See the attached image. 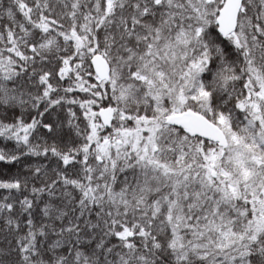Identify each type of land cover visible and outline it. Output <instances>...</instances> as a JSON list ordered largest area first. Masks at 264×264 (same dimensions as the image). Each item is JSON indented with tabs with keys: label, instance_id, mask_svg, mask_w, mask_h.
<instances>
[{
	"label": "snow or ice",
	"instance_id": "snow-or-ice-1",
	"mask_svg": "<svg viewBox=\"0 0 264 264\" xmlns=\"http://www.w3.org/2000/svg\"><path fill=\"white\" fill-rule=\"evenodd\" d=\"M0 264H264V0H0Z\"/></svg>",
	"mask_w": 264,
	"mask_h": 264
}]
</instances>
